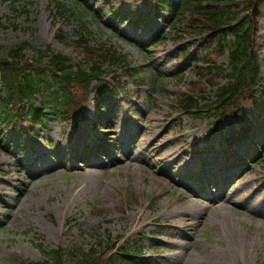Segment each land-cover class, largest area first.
<instances>
[{
    "label": "rangeland",
    "instance_id": "rangeland-1",
    "mask_svg": "<svg viewBox=\"0 0 264 264\" xmlns=\"http://www.w3.org/2000/svg\"><path fill=\"white\" fill-rule=\"evenodd\" d=\"M188 1L194 7L204 2ZM77 4L90 15L77 10ZM196 9L186 11L184 21H174L154 0H0V44H46L69 56L76 68L100 66L108 90L99 108L94 91L100 83L95 81L79 118L50 116L42 129L25 135L0 128L7 141L24 142L13 149L0 143V264L42 261L41 244H75L102 253L119 237L120 245L140 250L133 264H264V204L262 213L252 209L264 199V148L254 147L264 141V108L258 112L242 98V113L223 120L207 106L198 114L178 106L188 90L213 99V82L201 77L196 66L207 72L229 60L228 50L219 53L215 43L207 48L208 33L189 29L187 20ZM258 14L264 85V8ZM160 28L162 41L142 47ZM83 36L92 51L102 54L100 59L79 45ZM107 47L127 56L129 67H140L149 80L158 73L163 78L159 87L152 90L151 82L125 76L120 65L110 62L111 52L104 56ZM199 53L203 60L196 65ZM245 116L254 119L255 127L248 139L235 144L228 137L239 134ZM95 143L100 153H79ZM172 152L178 161L166 159ZM246 157L252 161L246 164ZM199 158L208 159L207 170L196 169ZM191 161L189 168L182 165ZM226 162L233 168L216 174ZM191 189L201 191L198 203L188 202ZM250 191L254 194L248 198ZM228 195L239 196L210 207L213 198ZM108 234L112 240L100 245Z\"/></svg>",
    "mask_w": 264,
    "mask_h": 264
},
{
    "label": "trees",
    "instance_id": "trees-1",
    "mask_svg": "<svg viewBox=\"0 0 264 264\" xmlns=\"http://www.w3.org/2000/svg\"><path fill=\"white\" fill-rule=\"evenodd\" d=\"M158 2L171 4L170 0H158ZM262 5H264V0L244 2V9L248 13L237 18L235 23L233 22L236 18V12L238 13L237 9L240 7V2L237 0H206L204 4L196 5L195 8L197 9L191 12V18L188 20L189 28L208 33L207 39L210 44L216 42L219 46V52H222L225 47L224 39L226 36L224 34L227 32V27L231 28L233 32L234 40L230 45L231 71L229 81L217 89V107L219 106V108L235 105L240 95L253 94L252 92L259 84L258 54L253 38L255 27L250 14L257 13L258 7ZM58 6L60 7V5ZM162 7H165V4ZM235 7V10L232 9ZM189 8L191 9V7ZM63 10L67 11L66 8ZM183 11L184 6L179 11L180 14H183ZM28 49L30 46L27 43L10 48L0 44V76L2 80L0 121L8 125L16 121L18 116H22L23 119L33 123H42L44 114L58 109L66 110L74 107L78 99L77 89L84 90L89 87L92 79L98 78V74H100L97 67L91 71L80 68L74 69V66L68 63L69 57L55 53L49 47H46L44 51L34 48L36 55L30 57L27 54ZM116 58L119 60L118 56ZM222 68L221 65L219 67L217 65L211 66L209 72L205 73L206 77L212 81L213 78L218 77ZM52 84H56V88L62 92L61 95H55V91L48 88ZM45 90L47 91V98L43 107H36L33 103H30L28 107L23 105L24 101H31L36 93ZM187 100L194 102L187 108L196 107L199 102L197 99L194 101L193 97L190 99L188 97ZM40 246L42 248L43 245ZM116 246V242L113 243L110 250ZM110 250L99 253L98 249L91 247L86 251L85 248L78 245L59 249L43 247L42 251L47 256L46 260L41 262L23 261L21 264H132L130 261L116 259L117 254H119L118 249L105 257V254ZM124 252H126L122 254L124 258L131 257V252Z\"/></svg>",
    "mask_w": 264,
    "mask_h": 264
},
{
    "label": "bare ground",
    "instance_id": "bare-ground-1",
    "mask_svg": "<svg viewBox=\"0 0 264 264\" xmlns=\"http://www.w3.org/2000/svg\"><path fill=\"white\" fill-rule=\"evenodd\" d=\"M117 135H118L119 138H122L123 137V135H122L121 132H118ZM200 139H201L200 136H197V137L194 136L193 137V140H200ZM202 157H204V156H202ZM201 158H199V160L197 161L198 165L195 166V167H196V169H201L203 171L204 170H207L208 167H209V166H207L208 165V159L205 158L203 161H200ZM140 159H141V155L140 154H137L135 156V160H140ZM166 159H170L172 161H178L179 160V156L177 155V152H172V154H170V153L167 154ZM65 160H68V158H65L64 159V162H65ZM126 160H130V158L127 156L126 157ZM192 164H193V161H191L189 163H184V162L182 163V165L184 167H187V168H189ZM191 193H192L191 195L188 193L189 194L187 196L188 202H190V203H198L199 202V199H200L198 193L201 194V191H194V189H191ZM253 194H254V191H250L247 194V197L250 198ZM238 196L239 195H228V197L223 196L222 198H220L218 200L213 199V200H211V203L212 204L210 205V207H213V206H215L217 204L221 205L222 203H224V202H222L223 199H227L226 201H230L231 200L232 202L233 201H236L237 198H238ZM216 202H219V203H216ZM263 204H264V199H263V201L260 202L259 205L254 206L252 209L254 211H257L259 213L260 212L262 213V211L260 209L263 206ZM242 205L245 206V207H247V209H248L249 203L248 202L247 203L246 202H243Z\"/></svg>",
    "mask_w": 264,
    "mask_h": 264
}]
</instances>
